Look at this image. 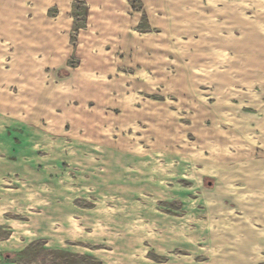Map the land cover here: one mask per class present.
Here are the masks:
<instances>
[{
  "label": "rangeland",
  "instance_id": "374dc122",
  "mask_svg": "<svg viewBox=\"0 0 264 264\" xmlns=\"http://www.w3.org/2000/svg\"><path fill=\"white\" fill-rule=\"evenodd\" d=\"M0 264H264V0L0 1Z\"/></svg>",
  "mask_w": 264,
  "mask_h": 264
},
{
  "label": "crops",
  "instance_id": "0c3cea01",
  "mask_svg": "<svg viewBox=\"0 0 264 264\" xmlns=\"http://www.w3.org/2000/svg\"><path fill=\"white\" fill-rule=\"evenodd\" d=\"M0 1H3L4 2L5 0H0Z\"/></svg>",
  "mask_w": 264,
  "mask_h": 264
}]
</instances>
